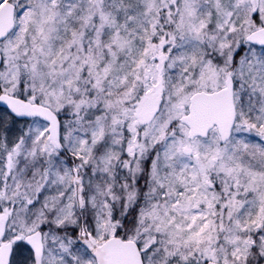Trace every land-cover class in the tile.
I'll return each mask as SVG.
<instances>
[{
    "label": "snow or ice",
    "instance_id": "snow-or-ice-1",
    "mask_svg": "<svg viewBox=\"0 0 264 264\" xmlns=\"http://www.w3.org/2000/svg\"><path fill=\"white\" fill-rule=\"evenodd\" d=\"M0 264H264V0H0Z\"/></svg>",
    "mask_w": 264,
    "mask_h": 264
}]
</instances>
